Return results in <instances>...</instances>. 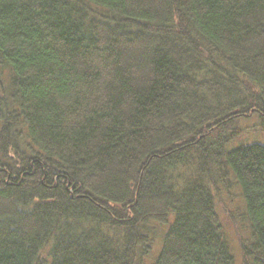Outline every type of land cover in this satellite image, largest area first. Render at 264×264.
I'll list each match as a JSON object with an SVG mask.
<instances>
[{
    "label": "trees",
    "instance_id": "16d2710c",
    "mask_svg": "<svg viewBox=\"0 0 264 264\" xmlns=\"http://www.w3.org/2000/svg\"><path fill=\"white\" fill-rule=\"evenodd\" d=\"M255 115L264 0H0V264H264Z\"/></svg>",
    "mask_w": 264,
    "mask_h": 264
},
{
    "label": "rangeland",
    "instance_id": "374dc122",
    "mask_svg": "<svg viewBox=\"0 0 264 264\" xmlns=\"http://www.w3.org/2000/svg\"><path fill=\"white\" fill-rule=\"evenodd\" d=\"M237 125L243 129L242 135L238 138V142L245 141L247 143L257 142L264 144V118L255 115L249 119L238 121ZM236 143V144H237ZM234 147V146H233ZM219 194L214 193V204L217 213L220 216V222L226 233V238L231 246V253L237 263H240V252L237 242L236 233L238 227L241 231L246 233L247 229L241 221V213L243 211V201L240 198L239 188L234 184L233 180L229 178L227 182H219ZM171 219V216H170ZM156 244V251L158 249V237L154 240ZM146 260L152 259V254L145 257Z\"/></svg>",
    "mask_w": 264,
    "mask_h": 264
}]
</instances>
